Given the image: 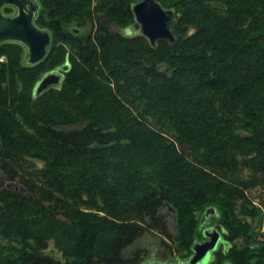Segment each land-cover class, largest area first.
I'll use <instances>...</instances> for the list:
<instances>
[{"label":"trees","instance_id":"1","mask_svg":"<svg viewBox=\"0 0 264 264\" xmlns=\"http://www.w3.org/2000/svg\"><path fill=\"white\" fill-rule=\"evenodd\" d=\"M36 1L49 56L27 66L0 45V264H142L156 233L189 257L208 207L233 244L213 264H264L244 221L264 190V0H159L179 17L156 47L127 30L139 0ZM66 63L62 89L34 99Z\"/></svg>","mask_w":264,"mask_h":264},{"label":"water","instance_id":"2","mask_svg":"<svg viewBox=\"0 0 264 264\" xmlns=\"http://www.w3.org/2000/svg\"><path fill=\"white\" fill-rule=\"evenodd\" d=\"M4 7L13 8L16 13L4 16L2 13ZM39 7L36 0H0V45L4 43L22 45L27 52L25 61L27 66L41 63L47 57V50L52 42L50 32L39 29L34 23ZM132 11L141 35L152 47H156L161 40L170 45L176 42L173 30L176 21L173 19V11L165 10L160 3L153 0L137 2L132 6ZM70 70L69 63H66L43 75L34 88V99L51 90L60 91ZM209 213H215V210L207 211L202 225ZM205 236L207 241L194 245L193 256L188 264H210L214 254L219 250L223 242L222 236L215 229L211 233L206 232Z\"/></svg>","mask_w":264,"mask_h":264},{"label":"rangeland","instance_id":"3","mask_svg":"<svg viewBox=\"0 0 264 264\" xmlns=\"http://www.w3.org/2000/svg\"><path fill=\"white\" fill-rule=\"evenodd\" d=\"M139 1H141V0H139ZM153 1L160 3L159 0H153ZM167 1H172V0H167ZM39 5H40V10H42L43 8L41 7V4H39ZM163 8L165 10H168V11L171 10L174 12L173 19L177 23L179 16L176 13V11L173 8L168 9L164 6H163ZM5 10L6 9L2 10V13L4 16H10L14 13L13 11H11L8 14L5 12ZM176 23H175V25H176ZM39 29L50 32V30L48 28H41L40 27ZM78 30L82 31V29H78ZM83 30H85V28H83ZM113 30L118 31L117 28H113ZM127 30L130 31V33H131L130 36L141 35V30L137 24L129 26V28H127ZM173 30H174V28H173ZM50 51H51V45L47 50V52H48L47 57L49 56ZM26 57H27V52L24 48L23 59H22L23 64H25ZM7 61H8V59L6 56L0 57V64L7 63ZM6 186H9L12 190H14L16 192L22 191L21 185L19 183H16V182L6 183L5 187ZM249 195L253 198L254 206L260 210L261 216H259L255 220H253L252 218H249V217H245L244 221H246L248 224H250L251 228L254 229L253 232H255L257 239L264 241V190L258 189L256 191H253ZM210 209H214V208L208 207V208H205L204 210L196 213V218H197V221L199 222V226H198V236L199 237L196 240V242L194 243V245L196 243H202V242L207 241L205 233L206 232L211 233L213 231V229H215L222 236V238H223L224 234L227 233V231L225 229H223V227L220 225V217L218 215L219 212L216 209H214L215 213H209V215L206 217V219L204 221V224L202 225L203 217L207 213V211H209ZM162 217L164 218V220L166 222V225L168 228V234L170 236H172V238L178 237V232H177V229L175 226L176 225L175 224V220H176L175 210L171 209V208L164 209L162 211ZM260 220H262V221H260ZM234 244L237 246H243L244 245V239H238L234 242ZM194 245L192 246V249H193ZM232 245H233L232 243L222 242L219 249L222 247L226 251H229V249L232 248ZM138 247L145 251V256H144L145 259H144L142 264H188L189 260L193 256V250H192V253L189 257H186L185 253L182 255L179 254L176 251V245L172 241H170L167 237L160 236L157 233L146 235L139 242ZM49 252L56 259L65 260V259H63V257H64L63 254L60 253L54 247V244H52V243H50V245H49ZM213 261H214V258H212V261L210 262V264H213ZM224 264H232V263L227 261Z\"/></svg>","mask_w":264,"mask_h":264},{"label":"flooded vegetation","instance_id":"4","mask_svg":"<svg viewBox=\"0 0 264 264\" xmlns=\"http://www.w3.org/2000/svg\"><path fill=\"white\" fill-rule=\"evenodd\" d=\"M40 6V5H39ZM6 8H8V9H10L11 11H13L14 13L12 14V15H14L15 13H16V10L15 9H13V8H10V7H4L3 9H6ZM2 9V10H3ZM39 11H40V7H39ZM39 11H38V14H39ZM38 14H37V16H38ZM12 15H10V16H12ZM37 16H36V18H37ZM35 18V19H36ZM4 180V177H2V178H0V180ZM8 189H11L9 186H6Z\"/></svg>","mask_w":264,"mask_h":264}]
</instances>
